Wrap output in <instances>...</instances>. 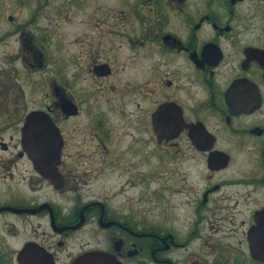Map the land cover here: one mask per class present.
I'll return each instance as SVG.
<instances>
[{"label":"flooded vegetation","instance_id":"af4514ba","mask_svg":"<svg viewBox=\"0 0 264 264\" xmlns=\"http://www.w3.org/2000/svg\"><path fill=\"white\" fill-rule=\"evenodd\" d=\"M13 1L62 147L0 97V264H264V0Z\"/></svg>","mask_w":264,"mask_h":264},{"label":"rangeland","instance_id":"374dc122","mask_svg":"<svg viewBox=\"0 0 264 264\" xmlns=\"http://www.w3.org/2000/svg\"><path fill=\"white\" fill-rule=\"evenodd\" d=\"M5 1V0H4ZM13 0H8L5 5L0 4V35L1 33L12 28L7 22V16L14 15L21 18H25L29 14V8H15ZM56 8L48 11L41 19L40 25L46 26L49 23L50 17L54 14ZM63 23L59 26L58 32L62 33ZM61 38V37H59ZM17 48L15 43L7 40L4 43H0V87H3L4 72L3 71H15L16 77L12 82L5 84V93H0V97L6 99V110L2 109V112H13V102L19 103L20 112L26 114L32 110L43 109L45 104V94L48 92L47 87L43 84L41 73L30 74L23 66L20 65L19 61H15V54ZM58 53V51L56 52ZM25 69V70H24ZM52 75V74H51ZM6 77V76H5ZM11 78H9L10 80ZM12 81V80H11ZM15 86V87H14ZM75 90L80 94L85 95L84 88H80L78 84ZM10 103V106H8ZM13 136L14 142L18 139L17 132L14 130H7L4 134L0 135V138H4L8 141L10 136Z\"/></svg>","mask_w":264,"mask_h":264},{"label":"water","instance_id":"95a60500","mask_svg":"<svg viewBox=\"0 0 264 264\" xmlns=\"http://www.w3.org/2000/svg\"><path fill=\"white\" fill-rule=\"evenodd\" d=\"M49 140V142L47 141ZM22 145L30 159L50 160L58 162L62 147V138L59 130L43 111H32L26 117L22 128ZM40 147L37 151V148ZM45 146V149H42ZM36 161V160H35Z\"/></svg>","mask_w":264,"mask_h":264}]
</instances>
